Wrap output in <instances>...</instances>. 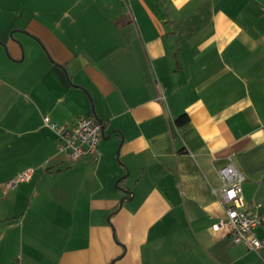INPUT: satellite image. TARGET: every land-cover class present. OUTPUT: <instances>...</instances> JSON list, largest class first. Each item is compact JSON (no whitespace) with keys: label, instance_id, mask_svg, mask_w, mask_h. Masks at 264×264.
I'll return each instance as SVG.
<instances>
[{"label":"crops","instance_id":"obj_1","mask_svg":"<svg viewBox=\"0 0 264 264\" xmlns=\"http://www.w3.org/2000/svg\"><path fill=\"white\" fill-rule=\"evenodd\" d=\"M0 43V264H264L212 191L230 158L264 240V0H0ZM92 106L72 159L45 122Z\"/></svg>","mask_w":264,"mask_h":264},{"label":"built area","instance_id":"obj_2","mask_svg":"<svg viewBox=\"0 0 264 264\" xmlns=\"http://www.w3.org/2000/svg\"><path fill=\"white\" fill-rule=\"evenodd\" d=\"M55 134L59 149L72 159L91 157L97 152L101 140V125L91 116L78 117L73 125L68 126L55 122H45ZM222 184L212 189L223 203L225 215L213 225V229L231 238L234 243L242 244L246 249L259 252L264 248V240L256 236V228L261 218L256 211L246 209L242 185L245 175L229 158V161L218 169ZM32 171L27 170L16 175L8 186L28 181Z\"/></svg>","mask_w":264,"mask_h":264},{"label":"water","instance_id":"obj_3","mask_svg":"<svg viewBox=\"0 0 264 264\" xmlns=\"http://www.w3.org/2000/svg\"><path fill=\"white\" fill-rule=\"evenodd\" d=\"M1 44V43H0ZM68 81H69V79H68ZM91 101V100H90ZM92 113H93V116H94V119L101 125V132H100V134H101V138H103V139H107V138H109L108 136H104V125L101 123V121L97 118V116L95 115V113H94V110H93V106H92ZM121 190L124 192V193H126V194H128V192L129 191H127L126 189H124V188H121ZM122 201H123V199L120 201V205L122 204Z\"/></svg>","mask_w":264,"mask_h":264},{"label":"trees","instance_id":"obj_4","mask_svg":"<svg viewBox=\"0 0 264 264\" xmlns=\"http://www.w3.org/2000/svg\"><path fill=\"white\" fill-rule=\"evenodd\" d=\"M182 119V117L179 118V121Z\"/></svg>","mask_w":264,"mask_h":264},{"label":"rangeland","instance_id":"obj_5","mask_svg":"<svg viewBox=\"0 0 264 264\" xmlns=\"http://www.w3.org/2000/svg\"><path fill=\"white\" fill-rule=\"evenodd\" d=\"M3 14H5V13L3 12ZM3 14H2V15H3ZM3 16H4V15H3ZM100 141H101V140H100Z\"/></svg>","mask_w":264,"mask_h":264}]
</instances>
